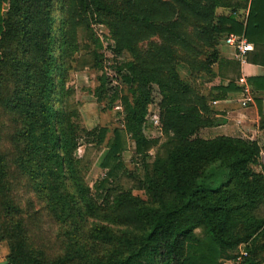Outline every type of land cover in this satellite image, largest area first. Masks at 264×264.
Instances as JSON below:
<instances>
[{"label": "rangeland", "instance_id": "1", "mask_svg": "<svg viewBox=\"0 0 264 264\" xmlns=\"http://www.w3.org/2000/svg\"><path fill=\"white\" fill-rule=\"evenodd\" d=\"M231 13L230 9H217L218 17ZM68 15H71L69 29L64 27ZM5 17L6 36L0 49L4 55L0 63L3 97L0 101V224L4 222L1 226H5L7 222L17 246L29 244L32 249L46 250L44 260L65 256L63 249L71 242L68 234L75 233L74 228L76 234L85 236L94 257L103 255L112 259L107 252L112 245L102 249L105 245H98L95 235L86 229L107 228L116 238L128 242L140 231L138 217L158 208L157 195L150 188L163 180L168 153L181 144L180 138L164 129L165 93L158 84L150 85L145 121L132 132L128 129L126 105L127 102L135 105L144 91L139 82L128 83L124 78L129 75L127 64L132 59L120 60L113 53V34L105 12L97 11L92 5L84 8L78 0H7ZM226 36L219 42L217 39L215 49L203 46L196 38L198 52L190 56L200 65L214 50L218 52ZM152 40L160 42V38L154 37L140 42V46L146 47ZM54 43L58 44L51 51ZM51 53L58 57L57 62ZM222 60L209 66L213 74L203 71L202 66L191 68L182 61L176 64L177 72L194 94L207 96L213 86L228 83L236 72V66ZM53 66L58 67L54 77L62 74L63 78L61 81L56 78L52 107L56 115L61 110L65 113L62 128L68 140V148L60 150L67 158L60 170L51 143L41 144L40 135L35 133L36 126L42 127L48 119L47 84ZM210 117L213 119L214 114ZM102 128L106 137L104 143L98 144V132ZM116 128L124 130L126 147L121 152L122 168L118 175L108 178V169L102 163L108 153L107 141ZM206 128L194 137L212 139L203 132ZM86 130L97 132L88 137ZM137 137L144 138L141 149L137 147ZM236 138L257 140L264 156V134ZM106 179L105 186H101ZM44 180L50 187L48 192ZM61 180H65V188L61 187ZM168 197L171 200L173 195ZM65 198L78 212H83L82 222L79 216L68 220L70 217L62 211ZM23 230L27 231V239L18 235ZM203 237V228H198L180 251L185 252L189 243ZM0 242L8 245L7 240ZM257 254L264 261V253Z\"/></svg>", "mask_w": 264, "mask_h": 264}, {"label": "trees", "instance_id": "2", "mask_svg": "<svg viewBox=\"0 0 264 264\" xmlns=\"http://www.w3.org/2000/svg\"><path fill=\"white\" fill-rule=\"evenodd\" d=\"M78 1L84 8L92 5L108 15L107 23L114 40L111 44L113 53L120 60L132 59L127 64L129 75L124 78L128 83L139 82L144 92L135 105L127 102L128 129L135 132L134 128L143 125L149 87L155 83L165 93L162 103L164 129L180 138L181 144L169 151L163 180L150 188L157 195L158 208L138 217L140 231L134 237L124 242V238H116L107 228L82 227L91 230L98 245H105L102 249L112 245L107 249L112 259L103 255L94 257V250L85 242V236L76 234L74 228L75 233L68 234L71 242L63 249L65 256L59 260H44L46 250L32 249L29 244L17 246L12 241L13 230L6 227L7 222L1 226L3 222L0 224V241L7 240L10 248L7 264H224L225 261L263 264L257 254L264 253V156L259 142L230 136L194 137L199 130L213 124L210 103L225 99L229 92L240 91V88L231 81L213 86L207 96L194 94L191 87L181 81L176 64L182 61L191 68L202 66L203 71L213 74L209 66L221 62L219 52L214 50L199 65L190 56L198 52L196 38L203 46L215 49L217 39L219 42L221 37L237 33L244 34L256 46H262L259 54L248 56V59L264 65V0H251L246 20L240 13L241 8L246 7V0ZM6 3L7 0H0V49L6 36ZM219 8L230 9L232 13L218 17ZM67 21L64 27L69 29L71 15ZM154 37L160 38V42L152 40L145 48L140 46V42ZM57 44H51L50 50ZM51 55L57 62L58 57ZM3 59L0 52V63ZM56 69L58 67L53 66L49 71L48 119L42 127L36 126L35 133L40 135L41 144L51 143L53 158L60 170L63 161H67L60 150L68 148V140L62 128L65 113L61 110L56 115L52 107L56 78L58 81L63 78L62 74L54 77ZM250 83L254 89L264 90V77L253 78ZM1 90L0 86V101L3 99ZM7 101L10 104V98ZM259 107L263 115V109ZM262 128L264 130V116ZM96 132L86 130L85 134L91 137ZM124 134V130L116 128L113 137L107 141L108 153L102 166L108 169V178L116 177L122 168L121 152L126 147ZM136 135L139 136V132ZM98 136V144L104 143L106 130L100 129ZM137 141V147L141 149L144 138L139 137ZM107 179L101 186H105ZM44 181L48 192L50 187L47 180ZM60 185L65 188V180H61ZM168 195H173L171 200ZM63 203L66 205L62 211L70 217L68 220L79 216L82 222L83 212H78L66 198ZM21 219L25 222L24 217ZM22 228H25L24 223ZM198 228H203L204 237L189 243L185 252L180 251ZM18 235L23 239L28 236L25 230ZM243 249L248 256L238 262Z\"/></svg>", "mask_w": 264, "mask_h": 264}, {"label": "crops", "instance_id": "3", "mask_svg": "<svg viewBox=\"0 0 264 264\" xmlns=\"http://www.w3.org/2000/svg\"><path fill=\"white\" fill-rule=\"evenodd\" d=\"M251 0H246V7L241 8L240 13L244 15L245 20L250 12ZM250 42V41H249ZM245 57H241L236 48L226 41L218 46L220 59L225 62L234 64L236 72L233 79L228 80V83L233 81L240 88V91L229 92L225 99L212 101L214 118L212 126L203 130L207 132L208 137L230 136L242 137V135L264 134L262 128V119L264 116V90H257L251 85L250 80L253 78L264 77V65L254 63L248 59V56H256L259 54L262 46L258 47L254 43ZM243 80V81H241ZM226 83V84H228ZM249 88L251 102L247 105L244 101L247 95L244 92L245 87ZM263 109V115L260 113V107ZM209 129V131L207 130ZM242 134V135H241ZM10 248L7 244L0 242V264H7Z\"/></svg>", "mask_w": 264, "mask_h": 264}, {"label": "built area", "instance_id": "4", "mask_svg": "<svg viewBox=\"0 0 264 264\" xmlns=\"http://www.w3.org/2000/svg\"><path fill=\"white\" fill-rule=\"evenodd\" d=\"M226 41L228 44L234 46L238 54L243 58L247 53L252 50V44L249 42L247 37L244 34L230 33L226 36ZM243 81V80H241ZM244 92L247 95L244 104L247 105L248 102H251L249 88L246 86ZM248 256L247 251H242V255L238 258V262H241L244 257ZM226 264H234V262H227Z\"/></svg>", "mask_w": 264, "mask_h": 264}]
</instances>
